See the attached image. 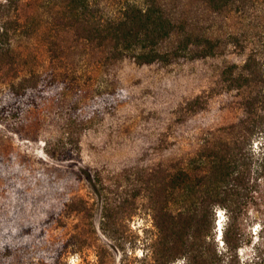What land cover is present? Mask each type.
Instances as JSON below:
<instances>
[{
    "label": "rangeland",
    "instance_id": "374dc122",
    "mask_svg": "<svg viewBox=\"0 0 264 264\" xmlns=\"http://www.w3.org/2000/svg\"><path fill=\"white\" fill-rule=\"evenodd\" d=\"M39 5L22 0L20 12L40 11ZM199 24L212 38H222L217 54L170 65H139L127 58L112 65L101 84L91 78L75 94L56 93L16 122L0 121V154L14 169L10 180L0 178V264H94L99 253L108 264H146L157 228L139 197V169L186 158L207 132L235 122L242 114L240 98L220 89L221 69L264 51V0H246L225 14L203 10ZM99 86L116 89V107L95 103L107 95L95 92ZM199 95L191 107L189 101ZM69 116L81 122L74 126L79 144L64 138L74 150L73 157L61 159L57 139ZM73 197L88 202L93 218L89 211L66 212ZM105 198L126 201L110 236L100 227ZM227 223L225 209L217 208L216 241L223 250ZM239 228L241 264H258V255L264 257V182ZM174 264L186 263L181 258Z\"/></svg>",
    "mask_w": 264,
    "mask_h": 264
},
{
    "label": "trees",
    "instance_id": "16d2710c",
    "mask_svg": "<svg viewBox=\"0 0 264 264\" xmlns=\"http://www.w3.org/2000/svg\"><path fill=\"white\" fill-rule=\"evenodd\" d=\"M20 1L0 0L1 122H16L56 93L75 94L91 78L98 84L107 81L109 68L127 58L139 65H170L215 55L223 40L201 29V13L225 14L246 0H37L40 11L25 14ZM229 37L237 39L235 34ZM218 85L239 96V118L207 132L188 157L139 169V197L157 228L146 264H174L181 258L186 264H241L239 220L264 182V51H252L242 64H225ZM108 89L96 88L100 97L107 95L95 103L112 109L118 96L115 88ZM200 99L188 104L195 107ZM70 117L57 139L61 159L73 157L74 147L61 142L64 138L78 143L74 126L81 122ZM13 171L10 160L0 154V178L10 180ZM103 202L100 227L110 236L126 201ZM217 208L228 214L225 250L216 241ZM87 211L93 218L81 197L66 204L68 214ZM24 245L29 249L32 243ZM258 257V264H264V257ZM94 264L108 262L99 253Z\"/></svg>",
    "mask_w": 264,
    "mask_h": 264
},
{
    "label": "bare ground",
    "instance_id": "6f19581e",
    "mask_svg": "<svg viewBox=\"0 0 264 264\" xmlns=\"http://www.w3.org/2000/svg\"><path fill=\"white\" fill-rule=\"evenodd\" d=\"M221 216H222V213H221ZM222 218V217H221ZM219 231H220V234H221V229H222V220L220 219V227L218 228ZM220 237V236H219ZM221 238V237H220Z\"/></svg>",
    "mask_w": 264,
    "mask_h": 264
},
{
    "label": "water",
    "instance_id": "95a60500",
    "mask_svg": "<svg viewBox=\"0 0 264 264\" xmlns=\"http://www.w3.org/2000/svg\"><path fill=\"white\" fill-rule=\"evenodd\" d=\"M221 233H222V230H221Z\"/></svg>",
    "mask_w": 264,
    "mask_h": 264
}]
</instances>
